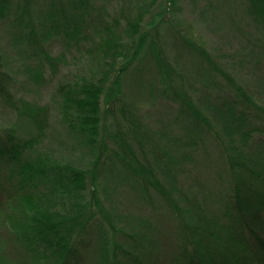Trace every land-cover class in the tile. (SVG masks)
<instances>
[{
    "label": "trees",
    "instance_id": "16d2710c",
    "mask_svg": "<svg viewBox=\"0 0 264 264\" xmlns=\"http://www.w3.org/2000/svg\"><path fill=\"white\" fill-rule=\"evenodd\" d=\"M186 1L162 0L157 17L154 0H146L134 4L135 17L129 0H22L14 5L0 0V199L8 200L0 222V264H163L165 259L170 264H264V141L250 153L245 150L252 124L264 130V112L250 96L237 98V91L228 90L231 84L237 88L234 81L242 77L222 54L218 60L193 41V32L179 31ZM215 1L190 0L202 20L198 24L221 33L219 12L232 18L243 10L258 33L249 47L242 46L246 54L236 57L264 60V0ZM139 17H149L153 26L144 29ZM121 23L137 30L131 41L119 37L117 50L125 59L108 89H100L101 81L79 76L70 63L78 64L80 56L84 62L95 58ZM164 24L170 37L158 43L154 34ZM233 29L245 35L244 26ZM58 38L68 52L53 58L47 45ZM171 44L178 48L177 67L184 64L180 71L168 61L165 45ZM251 49L257 55L250 57ZM146 58L160 79L150 83L147 104L155 109L158 127L169 132L154 131L148 120H156L131 105L114 108L122 100L124 76ZM62 59L69 62L67 68L55 65ZM16 61L24 74L32 73L20 85ZM42 79V91L52 94L56 110L18 94ZM179 82L186 83L185 89ZM187 86L210 94L208 111L218 116L222 126H216L229 144L223 156L207 134L209 117L193 103ZM110 112L115 122L108 124ZM166 112L171 116L164 124ZM45 140L50 144L37 151L36 144ZM55 145L93 155V166L84 173L60 163L49 153ZM10 163L7 171L4 164ZM201 167L209 174L218 169L222 180L212 190H221L218 195L203 196L183 186L184 174L197 175ZM190 231L202 258L175 253Z\"/></svg>",
    "mask_w": 264,
    "mask_h": 264
},
{
    "label": "rangeland",
    "instance_id": "374dc122",
    "mask_svg": "<svg viewBox=\"0 0 264 264\" xmlns=\"http://www.w3.org/2000/svg\"><path fill=\"white\" fill-rule=\"evenodd\" d=\"M19 1H22V0H11V3L14 5ZM161 1L154 0L156 4V8H152V9L153 10L155 9L154 12H156V15L160 13L159 12L160 7L158 6H161L160 5L162 4ZM228 1L231 5H233L234 2L237 3V1H239L238 2L239 5H242V2L240 0H228ZM129 2H130L129 4L131 3L133 4V6H131L132 9L130 10V13L133 14V16L138 17V14L136 12H133L134 11L133 9L135 7L134 4L142 5V3H145L146 0H131V1L129 0ZM218 2L220 3L219 0H216L214 4ZM185 3H186V6L188 5L186 7L187 10L185 9V13H183L185 25L181 30L179 29L178 30L180 32H185V31L193 32L195 34V37H194L195 39L193 41L199 42L202 45V47H204V50L207 51V54L209 53L213 57L214 55H216L215 57L218 58V60L219 58H221L220 55L222 54L223 57H225L224 58L225 61L229 65V69L230 68L233 69L234 67L232 72H234L235 75L238 74V76L242 77L241 79L236 78L234 81V84L236 85L237 88H235L231 84L230 86L231 88H228V90L233 91L234 94H237L235 92L237 91L238 92V95L236 96L237 98L242 99L243 96H241V94L243 93L246 96H250L253 101L252 103H254L257 107L261 108L260 110L264 112V60L262 59L259 60L255 58L254 59L251 58L250 60H248L245 56H240V58H237L238 56L236 57L237 54L239 55L246 54V52H243L242 46L244 45L246 47H249L250 38H257L256 33H258L257 32L258 28L256 27L254 23L250 24L251 18H246L247 16L246 14H244L243 10L239 11L240 14H238L239 15L238 17H232V18L224 14L223 11H220L218 15L223 16L220 19H222L221 20L223 22L222 26L225 28L220 31L221 33H219L218 30L216 32L211 26L207 25V23L206 24L201 23L199 25L198 22H201L202 20H200L199 16L198 17L196 16V10H195L196 8L192 7V5L190 4V0H187ZM30 5L31 4H29V6ZM124 5H127V2ZM126 13L129 14V11ZM94 15H97V14L95 13ZM102 15H105V14L102 13ZM157 17H159V15H157ZM124 19L128 21L130 17H128L127 19L125 17ZM233 19H236L235 20L236 25L232 24V22H234ZM142 22L145 23L144 29H146V27L151 28L153 26L149 24L152 22L149 17L146 19H144V17L142 18L139 17V20L137 23L141 25ZM121 24H122L121 29H118L113 33V35L115 36H113L111 38V41L105 45L106 47L101 49V53L95 55V58H91L90 60H86L84 62L83 58H81V56L79 58L78 56L79 58L77 60L79 61L78 64L70 63V65L72 64L71 68L73 67L76 70V73L79 74V76L83 75L84 77H89V79L93 78L96 80L98 79L97 81H101L102 83L100 84L101 85L100 89H108L107 87L109 85V82L113 78L112 76L114 73V69H116V67L122 64L125 59L124 56H122L123 52L121 53V51L118 52L117 50L119 48L118 44L120 42L119 37L122 35L123 36L125 35L126 37L124 41H131L133 40L135 36L134 32L137 30V26L135 27L132 26L129 28L127 27L126 24L124 23H121ZM239 24L241 25V27L244 26L245 35L243 34L242 30L238 32L236 29H233V28H238L240 26ZM170 26L171 24L169 25V29H170ZM164 27H165V24L163 27H160L155 31L156 34H154V37L157 39L158 43H160L161 41H165V38L170 37L169 32H166V30L163 31ZM126 28L128 30H125ZM171 34L174 36V32H171ZM261 45L263 46L264 44L262 43ZM47 47L49 48V53L53 58H55V56L59 57L60 52H68V48L64 46V43L59 38L57 40L51 41L47 45ZM175 48L178 49L177 45L174 48H172V44L165 45V49L167 50V54L169 56V59H168L169 63L175 69V71L177 70L180 71L184 64L181 63L182 66L177 67V64L175 63V60H174V55L176 54ZM257 52L258 50H255V51L252 50L251 51L252 55L250 57H253V55H257ZM189 56L188 58H185V59L186 60L189 59ZM68 60L70 61V58ZM18 62L19 61H16L15 63L17 67L19 65L17 64ZM67 62L68 61L66 59H62L61 63L56 62L55 65L61 64L60 66L66 67ZM183 62L185 63L186 61H183ZM67 64H69V62ZM149 66L150 65H149L147 58L142 60L141 62H137L134 64L133 68L124 76V81L122 83V92H121L122 100L118 101V103H114L116 104L114 108L117 110H121L120 107L124 108L127 105L128 106L131 105L133 108L136 109L137 112L139 109V112H142V114L144 115V117H146V119L151 118V119L156 120L157 124H155V122L152 120H148L149 126L152 127L154 131L159 129V131L165 130L169 132L170 131L169 129H166L162 126L160 127L161 124L158 127V123L160 120L159 118H155L156 117L155 109L152 108V106L150 107L147 104L149 103L148 101L150 99L149 97L150 83L156 80L154 81L156 85V83L160 81L159 77L155 78L154 76V68L150 69ZM48 67L46 68L47 70L46 72H48ZM18 71H20V76L18 77L19 85L23 84V81L25 80L28 81L29 80L28 76L32 75L31 72L29 73L27 72V74H24L23 73L24 71H22V68H19V67H18ZM30 71H33V70H30ZM65 72H66L65 69H63L62 67V71L59 74V76L62 75L61 77H63V74ZM179 76H177L174 79L180 81L181 77ZM43 84H45L44 79L39 80L37 82L33 81L29 83L27 90H26V85H25L24 89L20 91L18 94L21 97H23L25 100H28V101L32 100L37 103L41 102L43 105H47L49 109L56 110L57 101H50L52 94L51 93L46 94L44 91H42L41 87H43ZM180 84L183 86L181 87L178 86V87L180 89H185L184 87L186 86V83L185 84H182L181 82L177 83V85H180ZM237 84H241L243 88H238ZM188 88L191 94H193V99L191 98L192 100H194L193 103L196 106H198V108L201 109L202 113L205 116L209 117L210 126L211 127L213 126L214 128L213 127L210 128V126L206 127L208 128L207 134L209 137L214 138L215 145H217L218 147V152L220 153V155L223 156L227 150L226 146L227 145L229 146V144L228 142H226L225 136L221 134L220 127L218 128L216 126V123L222 126L219 121L218 116L215 115L213 111L211 114L209 113L210 110L208 111V109L212 108V105L209 104V102L206 100L208 99L210 102H212V98H210V94L200 89V87L199 88L188 87ZM171 106L173 107V105ZM60 110H61L60 107H58L57 112L59 113V117H60V114L62 113ZM170 116L171 114L168 115V112H166L165 115L162 117L164 118L162 123H164V121L168 123ZM106 120L108 124L115 122L114 116L112 115V113L110 114L108 118H106ZM252 127H253V130L250 131L251 132L250 135L252 136V139L250 140V143L247 145L248 147L245 149L246 151H249L248 153H250L252 150H255L256 148L255 145L257 144L263 145V143H260V142L264 141V130L259 129V125H256V124H252ZM161 128H163L164 130H162ZM47 143L50 144V142H47L46 140L41 143L38 142L36 144L38 146L37 151L38 150L43 151V148L49 145ZM24 151L27 153L26 150ZM230 151H232V149L229 147V152ZM49 153L53 155L54 159H57L58 161H60V163L62 164L66 163V164L73 165L79 171L84 172V173L85 171L88 172L90 168L93 166V161H94L93 155H88L87 153L86 154L84 153L83 155L77 152H74V153L67 152L64 146L63 147L59 145L52 146L51 151ZM31 154L32 153L28 152L26 155L31 157ZM214 158H216L217 160L218 159L221 160L219 158V155H216V157ZM11 162H14V161L12 160ZM4 168H6L7 171L11 170L12 168L11 163L4 164ZM216 171H218L217 168H216ZM216 171H214L212 174H209L206 171V169L201 167V170L197 171V175H195L194 171L192 173L189 172V174L186 173L184 174V178H183L184 179L183 186L186 189L194 188L196 191L201 192L203 196L205 195V196L210 197L212 193H214V196H216L218 195L219 192H221V190L219 192L217 190L218 188L216 189L215 192H212V190L217 185V183L222 180L221 176L216 174ZM192 175L193 176L195 175V177L192 180H190L189 177ZM210 185L212 186L211 189H210ZM262 192H264V190H262ZM7 201L8 200H6L5 197H1L0 199V207H3L2 211L0 212V222L2 220L1 216L7 212L6 210ZM149 210L151 211L152 209L149 208L148 211ZM180 245L178 247H175V253L182 255L184 252H186L188 259H192V258L195 259L196 254L198 256L200 255V252L198 250H194L195 244H194V240L192 236V231H190V238L184 242V245L183 244H180ZM168 246H169L168 253H171L173 251V245L168 244ZM198 247H201V246L198 245ZM110 251H111L110 253H112V248ZM199 257L202 258L201 256ZM163 264H170V263L168 262L167 259H165Z\"/></svg>",
    "mask_w": 264,
    "mask_h": 264
}]
</instances>
